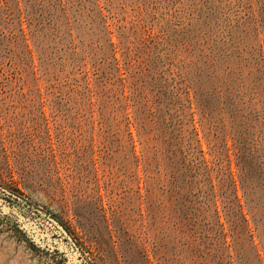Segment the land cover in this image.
Wrapping results in <instances>:
<instances>
[{"label": "rangeland", "instance_id": "374dc122", "mask_svg": "<svg viewBox=\"0 0 264 264\" xmlns=\"http://www.w3.org/2000/svg\"><path fill=\"white\" fill-rule=\"evenodd\" d=\"M0 264H264V0H0Z\"/></svg>", "mask_w": 264, "mask_h": 264}, {"label": "trees", "instance_id": "16d2710c", "mask_svg": "<svg viewBox=\"0 0 264 264\" xmlns=\"http://www.w3.org/2000/svg\"><path fill=\"white\" fill-rule=\"evenodd\" d=\"M241 169L243 171L244 176H247L248 174H250V172H248V170H245L244 166H242ZM241 181H243V183H245L246 180H245V178H243V180H241ZM239 205H240V208H242V204H239ZM244 220L246 222H248V220L245 218V216H244Z\"/></svg>", "mask_w": 264, "mask_h": 264}]
</instances>
